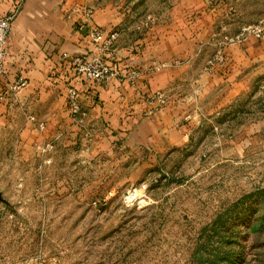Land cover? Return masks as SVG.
Wrapping results in <instances>:
<instances>
[{"label":"rangeland","instance_id":"obj_1","mask_svg":"<svg viewBox=\"0 0 264 264\" xmlns=\"http://www.w3.org/2000/svg\"><path fill=\"white\" fill-rule=\"evenodd\" d=\"M108 1L128 26L174 18L175 0ZM227 10L231 34L264 25V0ZM237 98L169 153L0 123V264H264V70Z\"/></svg>","mask_w":264,"mask_h":264},{"label":"crops","instance_id":"obj_2","mask_svg":"<svg viewBox=\"0 0 264 264\" xmlns=\"http://www.w3.org/2000/svg\"><path fill=\"white\" fill-rule=\"evenodd\" d=\"M233 1L237 0H175L170 8L174 18L149 28L123 23L108 0L22 1L7 39V72L0 77V91L17 77L27 82L11 93V107L0 101V123L26 118L45 136L62 122L87 126L89 131L97 126L105 139L156 154L181 147L198 119L238 99L249 90L252 77L264 70V38L229 46L226 66L204 69L210 47H216L210 39L213 25L218 29L225 21L221 10ZM16 3L0 0V16ZM88 14L105 32L118 30L105 54L135 68L136 82L115 77L102 83L71 79L86 111L78 122L67 114L63 77L69 71L66 55L97 52L78 29ZM157 89L167 92L168 102L146 113L145 95Z\"/></svg>","mask_w":264,"mask_h":264},{"label":"built area","instance_id":"obj_3","mask_svg":"<svg viewBox=\"0 0 264 264\" xmlns=\"http://www.w3.org/2000/svg\"><path fill=\"white\" fill-rule=\"evenodd\" d=\"M24 0H17L14 7L5 15L0 16V77L7 72L6 55H7V39L11 29L14 17L20 10V5ZM233 14L231 11H225L224 17L229 20ZM79 30L84 31L89 47L93 46L97 52L92 50L78 53L76 55H66L69 61V71L63 77L66 87V111L68 116L74 120L81 122L86 114L85 109L81 106L79 100V91L69 83L73 78H80L82 81L92 83H102L115 78H127L130 82L135 83L136 69L133 67L123 66L117 60L109 59V46L118 37L116 30L105 32L92 22L91 14H88L79 24ZM248 36L254 37L256 40L264 38V25L260 23L250 24L243 27L237 34H231L226 22L223 21L218 29H215L210 39L215 42V52L206 58L204 69L210 71L217 67H222L228 63L227 49L229 46L243 43ZM156 69H159L157 67ZM26 79L17 77L13 82L9 83L6 89L0 91V101L6 103L9 107L13 105L11 93L15 94L26 85ZM147 105L146 113H152L168 102V94L163 89L150 91L145 95ZM29 120L33 121L34 117L29 116ZM38 126H42L39 122Z\"/></svg>","mask_w":264,"mask_h":264},{"label":"trees","instance_id":"obj_4","mask_svg":"<svg viewBox=\"0 0 264 264\" xmlns=\"http://www.w3.org/2000/svg\"><path fill=\"white\" fill-rule=\"evenodd\" d=\"M225 66V65H224Z\"/></svg>","mask_w":264,"mask_h":264}]
</instances>
